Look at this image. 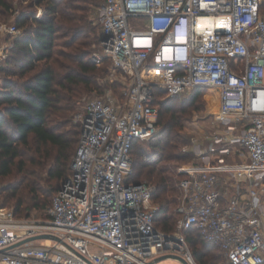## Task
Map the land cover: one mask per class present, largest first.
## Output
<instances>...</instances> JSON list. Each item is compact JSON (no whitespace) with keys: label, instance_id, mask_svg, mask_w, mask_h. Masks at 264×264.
<instances>
[{"label":"built area","instance_id":"1","mask_svg":"<svg viewBox=\"0 0 264 264\" xmlns=\"http://www.w3.org/2000/svg\"><path fill=\"white\" fill-rule=\"evenodd\" d=\"M99 9L102 54L92 58L110 59L129 82L121 98L104 92L75 114L71 172L46 219L0 215V264H184L172 255L199 264L185 234L193 227L227 264H264V0H104ZM181 19L185 46L173 41ZM22 32L0 23V37ZM12 40L0 44V73ZM178 47L185 60L162 59V48ZM197 87L216 105L197 115L183 147L194 162L179 171L177 230L167 232L156 225L155 185L128 181L132 149L159 131L157 89L175 97Z\"/></svg>","mask_w":264,"mask_h":264},{"label":"trees","instance_id":"2","mask_svg":"<svg viewBox=\"0 0 264 264\" xmlns=\"http://www.w3.org/2000/svg\"><path fill=\"white\" fill-rule=\"evenodd\" d=\"M13 2L0 0V15L13 12ZM29 2L31 9L20 11L15 17L14 24L23 32L12 37L14 45L2 67L0 176L12 173L17 159L22 156L20 146L28 147L33 140L37 149L31 161L42 166L45 160L52 158L55 166L49 172L52 177L63 180L71 172V168L66 172V165L80 136L77 123L72 124L71 129H64L72 122L75 98L85 91L99 89L96 81L99 66L106 60L111 63L108 58L97 63L88 49L96 28H89L91 21L85 12L89 10L87 4L99 6L100 0ZM39 7L43 12L38 17ZM94 41L100 43V34L94 37ZM206 90L194 88L189 97L182 99V95L170 97L157 89L155 104L159 107V131L145 141V147L140 146L138 142L141 140H138L132 149L134 172L128 181L144 182L142 178H146L155 185L154 198L160 207L156 225L167 232L175 230L179 218L176 209L180 174L174 175L165 161L193 158L191 153L182 151V146L190 143L193 134L186 130V123L190 120L191 107L203 100ZM20 171H25V176L5 188V202L13 201L17 212L22 211L28 200L34 207L48 204L51 191L42 189L38 179L40 172L25 169L23 163ZM172 204H175L174 208ZM185 234L199 264H220L222 254L219 248L206 242L198 229L193 227Z\"/></svg>","mask_w":264,"mask_h":264},{"label":"rangeland","instance_id":"3","mask_svg":"<svg viewBox=\"0 0 264 264\" xmlns=\"http://www.w3.org/2000/svg\"><path fill=\"white\" fill-rule=\"evenodd\" d=\"M103 0H100V5L99 6H95L93 4H87L89 7V10L87 12H85L88 15L89 21H91L89 28L91 27H95L96 28V33L91 35V39L92 44L90 46H88L89 51L93 52H97L99 55L102 54V50H101V46L100 43H98L97 41H94V37L99 36V34L101 33V24L99 22V8L102 6L103 4ZM14 11L13 12H9V13H5L3 15H0V23H6L9 25H12L15 23V17L18 15V13L20 11H24V10H30L31 8L28 6L29 5V0H14ZM82 40L85 41H89L86 38H81ZM12 40V36L11 35H3L0 37V44H8L10 43ZM96 40V39H95ZM98 74L96 77V81L99 84L100 88L99 89H95V90H89V91H85L83 93H80L78 95V97L75 98V107L74 110H72L71 112V118H72V122L64 129H71L72 126L76 123L74 121V116L75 114L80 111L81 109H83L84 105L86 104V102L88 100H90L91 98L102 94L104 92H108L110 90H112L114 92L115 95H117L118 97H122V94L125 90V88L127 87L128 84V80L125 76V73L114 69L113 65L109 62V61H105L104 63H102L99 66L98 69ZM28 77V76H27ZM3 78V72L1 70L0 73V81ZM26 78V77H25ZM192 94V91H187L186 93L182 94V99H186L187 97H189ZM204 98L203 100L199 101L198 103H196V105H193L191 108H193L192 113L190 115V120L189 122L186 123V130L187 131H192L194 129V124L198 118L197 115L202 116L204 115V113L206 112V110H208L209 108H213L216 104L214 101V92L206 90L203 92L202 95ZM199 119V118H198ZM73 124V125H72ZM198 125L203 124V121L199 120ZM140 146L145 147L144 145L146 144L145 141H140L138 142ZM183 147L182 146V151H183ZM147 148V147H146ZM21 152H22V156L17 159V164L15 165V167L13 168V171L11 174L6 175V176H0V215L4 216V215H8L9 213H14V215L18 218H30V219H35V220H43L46 219V209L47 207L50 205L52 197L54 195L55 189L58 187V185L60 184V181L62 179H56L54 177H52V174L49 172L50 170L52 171L54 169V161L52 160H48V161H44L43 157H41V161H44L45 164L40 166L35 164L34 162H32L31 160H33V157L35 156V149H37V145L35 144V142L33 140H31V145L28 147H24V146H20ZM53 153L54 150L51 148L50 149ZM147 151H149V148H147ZM184 152V151H183ZM74 153L71 155L67 165H66V169L68 172L69 169L71 168V164L73 161V157H74ZM37 156V154H36ZM38 158V157H37ZM25 165V169L27 170H38V172H40L38 179L40 182V185L42 187V189H44L45 191L50 192L51 191V195L49 197V202L48 204L44 205V206H40V207H34L33 206V202L32 201H27V203L24 204L22 211L17 212L13 206L14 202L10 201V202H5V198H6V192H5V188H7L9 186V184H12L14 182L19 181L22 177L25 176V171H20V167L22 166V163ZM194 162V159L189 157L183 160H176V159H172V160H166L165 163H167L170 167H171V171L172 173L175 174H180V169L181 168H186L190 163ZM134 169L132 167V171L131 174H133ZM179 178H181V174L178 175ZM142 181L144 182H150L148 179L146 178H142ZM155 202L159 205V202H157V200L154 198ZM171 207H175V204H172ZM175 230H177V225ZM174 230V231H175ZM221 253V252H220ZM222 254V253H221ZM222 259L220 261V264H227V260L226 257L222 254Z\"/></svg>","mask_w":264,"mask_h":264},{"label":"clouds","instance_id":"4","mask_svg":"<svg viewBox=\"0 0 264 264\" xmlns=\"http://www.w3.org/2000/svg\"><path fill=\"white\" fill-rule=\"evenodd\" d=\"M189 23L181 19L179 21V26L174 30L173 41L177 45L185 46L187 45V33L189 28ZM170 52H167V49L162 48V59L164 61H183L185 60V56L187 55V50L183 47L178 48H169Z\"/></svg>","mask_w":264,"mask_h":264},{"label":"water","instance_id":"5","mask_svg":"<svg viewBox=\"0 0 264 264\" xmlns=\"http://www.w3.org/2000/svg\"><path fill=\"white\" fill-rule=\"evenodd\" d=\"M49 235H42V236H39V237H48ZM36 238H38V237H36ZM172 257H174V258H177V259H179L180 261H182L184 264H189V263H187L183 258H181V257H177V256H175V255H172Z\"/></svg>","mask_w":264,"mask_h":264},{"label":"bare ground","instance_id":"6","mask_svg":"<svg viewBox=\"0 0 264 264\" xmlns=\"http://www.w3.org/2000/svg\"><path fill=\"white\" fill-rule=\"evenodd\" d=\"M167 52H170V49L169 48H167Z\"/></svg>","mask_w":264,"mask_h":264}]
</instances>
